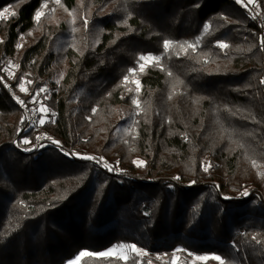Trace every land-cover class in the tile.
Here are the masks:
<instances>
[{"label": "trees", "instance_id": "1", "mask_svg": "<svg viewBox=\"0 0 264 264\" xmlns=\"http://www.w3.org/2000/svg\"><path fill=\"white\" fill-rule=\"evenodd\" d=\"M0 13V59L19 65L10 80L44 78L54 112L35 143L0 73V264L122 244L144 254L78 264H264V48L248 6L0 0ZM141 55L160 59L133 75Z\"/></svg>", "mask_w": 264, "mask_h": 264}, {"label": "rangeland", "instance_id": "2", "mask_svg": "<svg viewBox=\"0 0 264 264\" xmlns=\"http://www.w3.org/2000/svg\"><path fill=\"white\" fill-rule=\"evenodd\" d=\"M246 1L249 2V0H246ZM250 4L249 5L252 8H254L257 12L262 14L264 17V10L261 8L259 0H253V2ZM45 8L46 7H44V9ZM261 38H262V31H261ZM263 48H264V45H263ZM148 64L149 63H146L145 67ZM18 68H19L18 63L15 62L13 59H10V58L0 59V73L6 78V81L9 83L13 91L16 93L15 95L17 96V98H19V100L24 101V104L22 105L18 103L17 98L14 96L17 103L20 105V107H22L25 113V117L27 120L25 131L28 129H31V133L35 134L33 136V138H35V143H38L46 139V134H44L43 132H40L41 126L45 122L50 121L54 118V112L51 110V108H49L48 104L45 103L46 102L45 97L47 96V92L49 88H48L47 83L44 82V78H40L39 80L33 81L31 78L25 77L21 82L18 83L17 86H15L13 82L14 80L11 81L10 79L15 77L16 72L18 71ZM137 71L139 70L138 69L133 70V75L137 74ZM28 81H31V83H28ZM20 83H24L25 88L27 89V92L20 90L19 88ZM41 88H44L47 91L39 92ZM37 93L39 94L37 95ZM42 106L47 108L46 113L40 110ZM41 121H43V123H41ZM38 137L40 139H37ZM33 138H30V136H27L25 139H28L29 141H31V143L34 144ZM24 145H27V144H24ZM122 245L131 246L128 244H122ZM122 245L113 247L103 252H109L110 250H112L111 255H119L123 258L125 257L128 258L133 252H135L131 249V247H121ZM136 249H139V248L136 247ZM186 256H187V261L189 264H209V260L211 259V257H214L211 255L202 256V255H194V254H189V253H186ZM178 257H179L178 253H174V255L171 258H173L172 259L173 261H176L178 260ZM197 257H207V259L201 260V259H197ZM81 258L82 256H80L79 254L74 259L69 260L66 264H73V262L74 264H78Z\"/></svg>", "mask_w": 264, "mask_h": 264}, {"label": "snow or ice", "instance_id": "3", "mask_svg": "<svg viewBox=\"0 0 264 264\" xmlns=\"http://www.w3.org/2000/svg\"><path fill=\"white\" fill-rule=\"evenodd\" d=\"M56 2L59 3V0H56ZM252 2H253V0H249V3H252ZM245 6H247V5H245ZM44 7H47V5L45 4ZM4 11L7 12L8 10L5 9ZM12 14L15 15V13H12ZM42 15H44V13H43L42 11H41V12H37L36 15H35V20H36L37 22H39V21H40V18H41ZM0 16H3V13H0ZM86 24H87V20L85 19V25H86ZM0 42H2V41H0ZM170 44H171L170 41H165V42H164V48H165V49L169 48ZM261 44L264 45V37L261 38ZM218 46H219L220 48H227V47H228V45H227L226 43H220ZM18 47H23V45H18ZM180 47H181L182 49L185 48V47H191V48L194 49V48H195V45H180ZM159 59H160L159 57H153V56H151V55H141V56H139V58H138V70H139V71H143L144 68H145V64H146V63H150V62H152V61H154V60H155V61L157 62V64H158ZM10 74H11V73H10ZM169 75H171V74L169 73ZM125 82H127V77H125ZM28 83H31V81H28ZM136 83H137L136 92L138 93V92H139V82L137 81ZM19 88H20L21 91L27 92V89L25 88L24 83H20V84H19ZM46 91H47V90L44 89V88H41V89L39 90V92H46ZM129 91H132V89H129ZM38 94H39V93H37V95H38ZM17 101H18V103H20V104H22V105L24 104V101L19 100V98H17ZM132 102H133L134 104H136L137 107H139V103H138L137 100H133ZM40 110L43 111V112H45V113L47 112V108L44 107V106H42ZM41 123H43V121H41ZM37 139H40V138L38 137ZM49 139H51V138H49ZM52 142H53V143H56L57 145H59V141H52ZM22 143H23V144H30L31 141H29L28 139H24V140L22 141ZM25 150H26V151H29V150H31V149H25ZM66 154H67V153H66ZM72 155H77V156H80V158H82V159H88V160H95V159H97L96 157H93V156H83V155H80V154H78V153H72ZM102 159H103V158L101 157L100 160H102ZM98 162H99V161H98ZM134 163L137 164L138 167H140V166H145V161H143V160H137V161H134ZM104 166H105L106 168H108L109 171H113V170H114L113 167L109 166L106 162H105ZM210 167H211V163L209 162L207 165L204 166V171H208V169H209ZM176 179H180V177H176ZM242 195L247 196V195H248L247 190H245V191L242 193ZM225 199H231V197H225ZM121 247H131V249H132L133 251L137 252L138 254H144L142 250H140V249H136L135 245H131V246H125V245H122ZM177 251H181V250L178 249ZM111 252H112V250H110L109 252H102V253H86V252H81V253H80V256H85V255L109 256V255H111ZM213 258L216 259V260H218V261H220V264H224V261H223L219 256H216V257H213ZM124 259H127V258L125 257ZM197 259L204 260V259H207V257H197ZM73 264H74V262H73ZM148 264H151V261H148Z\"/></svg>", "mask_w": 264, "mask_h": 264}, {"label": "built area", "instance_id": "4", "mask_svg": "<svg viewBox=\"0 0 264 264\" xmlns=\"http://www.w3.org/2000/svg\"><path fill=\"white\" fill-rule=\"evenodd\" d=\"M239 1L241 3H244L245 5H247L250 8V11H251L252 16L257 20L258 24L261 27L262 37H264V17H263V15L260 14L259 12H257L254 8H252L250 6L251 4L248 1H246V0H239ZM3 82L9 88V91L12 92L11 94L17 98V96L15 95L16 93L13 91V89L11 88V86L9 85V83L6 80H3Z\"/></svg>", "mask_w": 264, "mask_h": 264}]
</instances>
